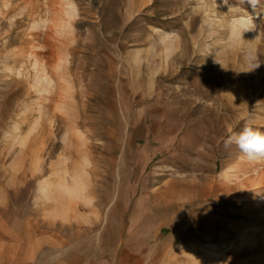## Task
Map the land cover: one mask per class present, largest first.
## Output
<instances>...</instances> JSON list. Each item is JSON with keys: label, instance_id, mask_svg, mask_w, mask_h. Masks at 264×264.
<instances>
[{"label": "rangeland", "instance_id": "rangeland-1", "mask_svg": "<svg viewBox=\"0 0 264 264\" xmlns=\"http://www.w3.org/2000/svg\"><path fill=\"white\" fill-rule=\"evenodd\" d=\"M0 0V264H264V0ZM254 61L260 62L254 67Z\"/></svg>", "mask_w": 264, "mask_h": 264}, {"label": "clouds", "instance_id": "clouds-1", "mask_svg": "<svg viewBox=\"0 0 264 264\" xmlns=\"http://www.w3.org/2000/svg\"><path fill=\"white\" fill-rule=\"evenodd\" d=\"M229 10H235L230 21V35L236 39H243V34L253 31L256 28L255 17L239 6H232L229 0H223ZM248 3L255 9L260 5L261 0H248ZM260 62L254 61L253 70L259 67ZM235 144L249 160L264 158V132L256 129L248 121L245 122L243 130L239 133L231 132L225 141V146Z\"/></svg>", "mask_w": 264, "mask_h": 264}]
</instances>
